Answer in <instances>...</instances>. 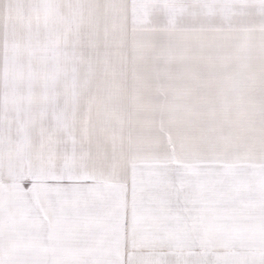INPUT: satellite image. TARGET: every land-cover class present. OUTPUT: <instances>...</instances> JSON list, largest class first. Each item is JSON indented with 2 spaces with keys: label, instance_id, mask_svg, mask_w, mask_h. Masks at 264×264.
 I'll return each mask as SVG.
<instances>
[{
  "label": "snow or ice",
  "instance_id": "obj_1",
  "mask_svg": "<svg viewBox=\"0 0 264 264\" xmlns=\"http://www.w3.org/2000/svg\"><path fill=\"white\" fill-rule=\"evenodd\" d=\"M0 264H264V0H0Z\"/></svg>",
  "mask_w": 264,
  "mask_h": 264
}]
</instances>
